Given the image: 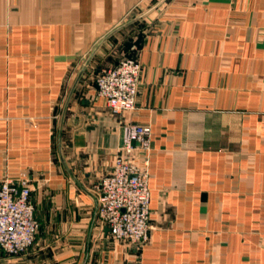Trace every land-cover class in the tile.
Segmentation results:
<instances>
[{"label":"crops","instance_id":"crops-1","mask_svg":"<svg viewBox=\"0 0 264 264\" xmlns=\"http://www.w3.org/2000/svg\"><path fill=\"white\" fill-rule=\"evenodd\" d=\"M125 56L137 106L116 113L94 80ZM130 124L151 131L144 246L97 212ZM5 178L40 223L22 264H264V0H0Z\"/></svg>","mask_w":264,"mask_h":264},{"label":"built area","instance_id":"built-area-1","mask_svg":"<svg viewBox=\"0 0 264 264\" xmlns=\"http://www.w3.org/2000/svg\"><path fill=\"white\" fill-rule=\"evenodd\" d=\"M142 64L125 56L116 65L101 69L96 94L106 99L116 113L137 106ZM152 152L148 126L125 127L121 147L111 172L97 186L99 224L109 228L112 238L144 246L151 230V188L148 164ZM32 189L27 179L5 178L0 182V248L9 256L27 252L40 229Z\"/></svg>","mask_w":264,"mask_h":264},{"label":"rangeland","instance_id":"rangeland-1","mask_svg":"<svg viewBox=\"0 0 264 264\" xmlns=\"http://www.w3.org/2000/svg\"><path fill=\"white\" fill-rule=\"evenodd\" d=\"M96 76H95V80H94V84L96 85V81H97V77L99 75V72L98 70H96ZM16 256H9L7 259H3L2 257H0V264H22L21 261H16L14 260Z\"/></svg>","mask_w":264,"mask_h":264},{"label":"water","instance_id":"water-1","mask_svg":"<svg viewBox=\"0 0 264 264\" xmlns=\"http://www.w3.org/2000/svg\"><path fill=\"white\" fill-rule=\"evenodd\" d=\"M91 59H92V57H91ZM91 59L88 61V63H87V65L85 66V68L89 65ZM84 70H85V69H84ZM83 72H84V71H83ZM108 230H109V228H107V231H108Z\"/></svg>","mask_w":264,"mask_h":264},{"label":"trees","instance_id":"trees-1","mask_svg":"<svg viewBox=\"0 0 264 264\" xmlns=\"http://www.w3.org/2000/svg\"><path fill=\"white\" fill-rule=\"evenodd\" d=\"M116 65V64H115ZM98 71H101V69L100 70H98Z\"/></svg>","mask_w":264,"mask_h":264}]
</instances>
